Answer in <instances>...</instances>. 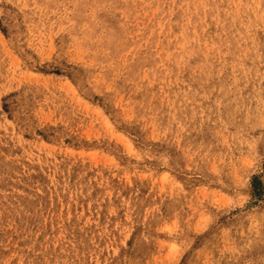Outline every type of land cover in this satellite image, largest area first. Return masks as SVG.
Returning a JSON list of instances; mask_svg holds the SVG:
<instances>
[{"label": "rangeland", "instance_id": "rangeland-1", "mask_svg": "<svg viewBox=\"0 0 264 264\" xmlns=\"http://www.w3.org/2000/svg\"><path fill=\"white\" fill-rule=\"evenodd\" d=\"M0 264H264V0H0Z\"/></svg>", "mask_w": 264, "mask_h": 264}]
</instances>
